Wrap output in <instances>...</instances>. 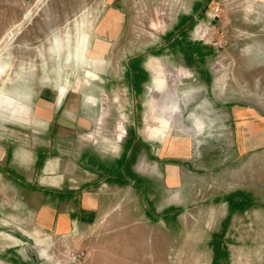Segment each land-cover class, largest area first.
I'll return each instance as SVG.
<instances>
[{
	"label": "rangeland",
	"instance_id": "obj_1",
	"mask_svg": "<svg viewBox=\"0 0 264 264\" xmlns=\"http://www.w3.org/2000/svg\"><path fill=\"white\" fill-rule=\"evenodd\" d=\"M124 2L128 26L119 28L115 0H0V137L6 147L15 142L11 146L31 155L49 151L50 135L34 130L41 95L56 96V89L58 94L84 92L88 103L100 104L88 130L91 141L133 147L137 175L131 163L122 164V177L132 175L124 180L122 197L131 186L139 208L144 200L158 207L169 200L173 215L168 226L176 228L177 214L199 209L201 203L194 201L224 198L231 187L226 178L230 168L242 163L244 153L264 145L252 132L264 129V0H196L195 12L192 0ZM178 13L184 16L179 22ZM84 39L85 51L78 49ZM20 103L30 110L24 119L18 115ZM183 141L189 143L186 155L172 146ZM147 178H153L152 193L151 188L145 192ZM249 189L248 210L264 212V187ZM178 196H190L186 208L177 204ZM115 210L123 212L126 206L118 204ZM107 216L84 238L88 256L76 264H88L94 253L90 244L100 247L96 251L103 258L114 259L113 214ZM125 227H131L130 221ZM184 238L172 235L170 243L183 244ZM188 239L186 248L213 255V264L226 260L224 246L211 237H203L201 244ZM232 240L230 249L239 261L245 255L251 264L254 255L253 264H264L263 241ZM67 246L60 249L58 264H68ZM177 252L171 245V261Z\"/></svg>",
	"mask_w": 264,
	"mask_h": 264
},
{
	"label": "crops",
	"instance_id": "obj_2",
	"mask_svg": "<svg viewBox=\"0 0 264 264\" xmlns=\"http://www.w3.org/2000/svg\"><path fill=\"white\" fill-rule=\"evenodd\" d=\"M192 2L194 6L191 10L195 12L196 0ZM114 4L115 27L128 26L126 2L115 0ZM160 9L164 11L163 7ZM175 9L180 10L178 7ZM166 13L169 14L168 7ZM183 17L178 13L175 21L179 22ZM149 19L153 27L154 12ZM159 26H162L161 23ZM87 43L84 39L78 49L87 50ZM129 72L134 75L131 70ZM55 92L56 96L52 92L41 95L44 102L39 103L33 118V123L39 127H34L39 136L43 135L42 130L46 131L45 135H50L49 151L43 154L34 151L35 155H31L17 146H11L15 144L11 141L15 138L8 140L13 143L6 147L0 137V262L58 264L60 249L69 245L64 250L65 260L68 264H76L78 261L67 257L68 252L77 246L73 244L86 248L84 238L93 235L100 219L108 218L110 213L113 214L116 237L112 247L114 259L103 258L104 255L97 254L100 247L90 244L89 250L94 253L88 264H213L216 262L213 255L187 249L184 244L187 238L189 242L201 244L205 240L203 237H211V242L224 246L222 252L226 260L218 259L221 264H250L245 255L243 261H239L230 245L235 236H241L244 242H264V212L249 211L247 196L250 186L264 187V145L256 153H244L242 163L230 168L226 178L231 187L224 198L194 201L197 205L201 203L199 209L180 212L176 215L177 227L170 228L168 220L173 214L172 210H168L169 200L163 201L161 207L153 202L150 206L144 200L139 208L137 191H132L130 185L122 197L124 185L128 184L124 180H131L132 177H122L125 171L122 164L126 167L131 163V169L137 175V168L131 160L133 147L127 149L124 144L123 148L122 143L120 148H113L107 143L100 145L91 141L88 130L96 120L100 104L88 103L84 92L80 95L76 91L64 94L60 90L58 94L56 89ZM91 93L90 96H93V91ZM56 97L59 98L58 104ZM19 106L22 109L18 115L24 119L30 110L24 103ZM257 128L252 131L254 137L264 139V129ZM108 136L113 135L110 133ZM172 146L177 147L182 155L190 151L186 141ZM153 182V178H147L145 192L151 188L149 193H152ZM189 197L178 196L177 204L186 208ZM118 204H124L126 210L116 212ZM127 220L130 221V228L125 227ZM108 221H111L110 217ZM138 221H141L140 227H133V223ZM172 235L184 236V243H170ZM171 245L178 251L174 261L170 260ZM249 259H252L251 264L257 261L254 255H250Z\"/></svg>",
	"mask_w": 264,
	"mask_h": 264
},
{
	"label": "built area",
	"instance_id": "obj_3",
	"mask_svg": "<svg viewBox=\"0 0 264 264\" xmlns=\"http://www.w3.org/2000/svg\"><path fill=\"white\" fill-rule=\"evenodd\" d=\"M219 9L221 8H217V9H213L212 11H214L212 14L213 16H216V12L219 11ZM88 256V252L86 250L83 249H76V250H70L67 254V257L70 260H74L76 261L78 259V261L84 260L85 258H87Z\"/></svg>",
	"mask_w": 264,
	"mask_h": 264
}]
</instances>
